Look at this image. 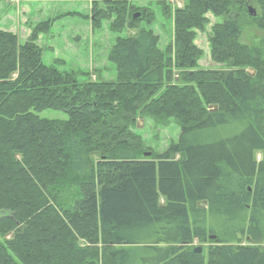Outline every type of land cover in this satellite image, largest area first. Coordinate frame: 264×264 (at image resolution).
<instances>
[{"label":"trees","instance_id":"obj_1","mask_svg":"<svg viewBox=\"0 0 264 264\" xmlns=\"http://www.w3.org/2000/svg\"><path fill=\"white\" fill-rule=\"evenodd\" d=\"M179 1L173 52L150 29L119 37L114 81L45 64L51 22L24 43L0 30V264H264V49L241 42L244 21L264 32V0L256 17L248 0ZM125 3L94 13L134 28ZM208 26L219 69L199 66ZM139 118L174 119L178 142L147 149Z\"/></svg>","mask_w":264,"mask_h":264},{"label":"rangeland","instance_id":"obj_2","mask_svg":"<svg viewBox=\"0 0 264 264\" xmlns=\"http://www.w3.org/2000/svg\"><path fill=\"white\" fill-rule=\"evenodd\" d=\"M118 1L126 2L128 8L133 6L140 9L136 12L142 16V20L134 28L126 26L121 32L113 31L111 24L116 19L114 13L103 21L94 13L95 3L99 9H106V2ZM167 4L169 9L165 12L153 0H0V30L16 34L20 43H24L38 24L51 22L50 31L40 35L38 42L43 50L45 64L57 65L62 72H73L80 80L114 81L116 67L110 62L109 56L119 37L135 36L141 30L150 29L159 36L162 52H167L169 47L173 52L174 12L181 9L183 3L168 0ZM247 6L248 11H254L253 14L249 13L250 17L259 15L260 7L255 0H248ZM208 17L212 25L221 22L212 15ZM210 28L208 26L204 32L197 34L195 45L204 54L199 66L203 69H219L222 67L211 59ZM241 42L259 45L264 49V32L249 20L244 21ZM175 79L178 81L179 75ZM38 116L48 120L67 119L64 112L57 110H46L38 113ZM166 121L138 119L134 131L142 136L147 149L163 153L171 144L178 142L181 130L179 125L174 119ZM257 159H261V154L257 155ZM160 202L164 204V199ZM194 247L207 251L208 243L196 241Z\"/></svg>","mask_w":264,"mask_h":264},{"label":"water","instance_id":"obj_3","mask_svg":"<svg viewBox=\"0 0 264 264\" xmlns=\"http://www.w3.org/2000/svg\"><path fill=\"white\" fill-rule=\"evenodd\" d=\"M253 12H254V11H252L251 9H249V13L253 14ZM254 15H256V14L254 13ZM134 18H136V17H134ZM150 156H151V154H146V157H150ZM202 251H203L202 248H196V249L194 250V252H195V253H198V254H201Z\"/></svg>","mask_w":264,"mask_h":264}]
</instances>
